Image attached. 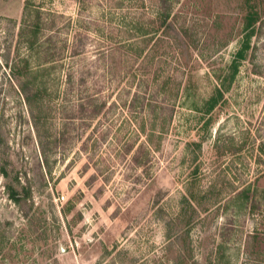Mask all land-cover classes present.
Here are the masks:
<instances>
[{
	"label": "rangeland",
	"instance_id": "obj_1",
	"mask_svg": "<svg viewBox=\"0 0 264 264\" xmlns=\"http://www.w3.org/2000/svg\"><path fill=\"white\" fill-rule=\"evenodd\" d=\"M0 264H264V0H0Z\"/></svg>",
	"mask_w": 264,
	"mask_h": 264
},
{
	"label": "trees",
	"instance_id": "obj_2",
	"mask_svg": "<svg viewBox=\"0 0 264 264\" xmlns=\"http://www.w3.org/2000/svg\"><path fill=\"white\" fill-rule=\"evenodd\" d=\"M98 112H99V111H97V113H98ZM97 113H96V114H97ZM136 160L138 161V159H137V158H136ZM14 193H17V192H15V190H14Z\"/></svg>",
	"mask_w": 264,
	"mask_h": 264
},
{
	"label": "built area",
	"instance_id": "obj_3",
	"mask_svg": "<svg viewBox=\"0 0 264 264\" xmlns=\"http://www.w3.org/2000/svg\"><path fill=\"white\" fill-rule=\"evenodd\" d=\"M64 199V197H62V200Z\"/></svg>",
	"mask_w": 264,
	"mask_h": 264
}]
</instances>
